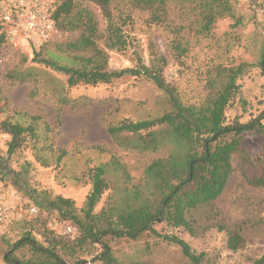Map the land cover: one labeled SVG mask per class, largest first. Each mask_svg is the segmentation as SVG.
<instances>
[{
  "label": "trees",
  "instance_id": "1",
  "mask_svg": "<svg viewBox=\"0 0 264 264\" xmlns=\"http://www.w3.org/2000/svg\"><path fill=\"white\" fill-rule=\"evenodd\" d=\"M132 7L149 12V21L168 25L169 8L176 2L182 11L195 19L190 29L207 36L216 21L233 13V0H121ZM114 0H57L54 12L57 29L78 33L74 39L58 45L57 52L35 53L34 62L8 71L7 79L26 82L40 80L48 69L67 77L59 83L63 103L69 102L65 92L78 85L110 84L124 76L144 77L162 93L158 114L136 121L125 119L111 123L107 132L113 141L126 149L155 155L146 165L143 179L133 182L127 166L113 155L108 161L88 166L74 178L91 184L84 206L78 209L72 199L51 196L46 191H29L21 181L13 184L23 190L42 212L56 213L58 219L79 228L73 239L49 228L47 216L22 221L21 237L7 243V264H83L81 254L99 245L101 252L93 258L102 264H154L148 260L123 261L115 255L111 239L136 240L154 234L163 241L178 245L190 264H218L208 252L197 253L180 236L159 231L164 228L190 227L189 215L195 209L213 203L224 191L232 173V158L243 153L240 148L244 132L264 133V109L256 118L242 122L229 120L227 110L241 91L238 83L255 64L214 65L208 72L207 94L195 102L184 99L178 87L165 78L167 58L151 50L148 63L138 60L135 67L114 70L110 52L122 51L129 45L125 32L128 17L116 14ZM95 5L104 19L101 30ZM7 40V26L0 18V46ZM177 61L182 62L189 45L182 39L172 43ZM264 76V46L257 63ZM44 66V67H43ZM47 68V69H46ZM8 135L7 156L0 151V175L4 178L7 162L16 153L30 149L42 166L62 169L70 158L69 151L56 145L53 126L41 115L16 111L0 123ZM102 151V147H97ZM264 186V174L251 181ZM109 191L99 212L95 211L103 195ZM34 232H38L39 240ZM7 242V241H5ZM243 242L238 233L230 235L229 246L236 250ZM73 260V263L68 262ZM253 264H264V255Z\"/></svg>",
  "mask_w": 264,
  "mask_h": 264
},
{
  "label": "rangeland",
  "instance_id": "2",
  "mask_svg": "<svg viewBox=\"0 0 264 264\" xmlns=\"http://www.w3.org/2000/svg\"><path fill=\"white\" fill-rule=\"evenodd\" d=\"M176 2L169 8L168 25L149 21V12L114 0L116 14L120 11L128 17L124 29L129 45L122 51L110 52V65L114 70L135 67L138 60L148 63L152 48L168 61L165 78L176 85L186 101L202 100L207 94L208 72L214 65H238L250 62L255 65L238 80L241 91L227 110L229 120L238 117L242 122L256 118L264 109V76L257 63L264 46V0H233V13L219 18L207 36L196 35L191 29L194 17L182 11ZM104 29L100 10L89 4ZM78 33L57 29L49 42L35 45L21 37L18 43L8 39L0 46V123L16 111L41 115L49 122L58 146L68 149L70 158L64 168L44 167L36 161L30 149L12 156L0 175V187L8 196L26 207L36 206L35 215L0 226V264L4 260L7 243L21 237L22 221L47 216L48 226L56 233L63 230L66 221L56 213L39 210L33 200L13 180L21 181L29 191H46L51 196H62L74 201L81 209L91 190V184L74 177L82 169L108 161L113 155L127 166L133 182L143 179L146 165L155 155L140 153L117 145L107 132L111 123L125 119L136 121L158 114L162 108V93L155 84L144 78L124 76L110 84L78 85L65 92L69 102L63 103L58 89L67 77L48 69L40 80L20 82L9 80L8 71L24 66L42 65L34 62L35 53L43 50L57 52L58 45L70 41ZM188 41L189 49L182 62L177 61L172 43ZM44 67V66H43ZM47 69V68H46ZM8 135L0 128V151L7 156ZM97 147H102V151ZM240 148L243 153L232 158L233 173L223 193L211 204L201 206L189 215L190 227L156 228L182 237L197 253L208 252L218 264H253L264 255V186L251 181L264 174V133L244 132ZM107 191L95 208L104 206ZM42 240L38 232H34ZM238 233L243 242L233 250L229 246L230 235ZM7 241V242H5ZM115 255L123 261L148 260L154 264H190L181 248L163 241L154 234H145L132 240L127 238L109 241ZM101 252L96 245L90 253L81 254L83 264H102L93 258ZM73 260L68 262L73 263Z\"/></svg>",
  "mask_w": 264,
  "mask_h": 264
},
{
  "label": "built area",
  "instance_id": "3",
  "mask_svg": "<svg viewBox=\"0 0 264 264\" xmlns=\"http://www.w3.org/2000/svg\"><path fill=\"white\" fill-rule=\"evenodd\" d=\"M56 8L57 0H0V18L7 26L8 39L18 43L21 37H25L35 45L49 42L57 31ZM37 212L36 206L26 207L12 200L0 187V226ZM78 232L76 225L65 224L61 233L67 239H73Z\"/></svg>",
  "mask_w": 264,
  "mask_h": 264
}]
</instances>
